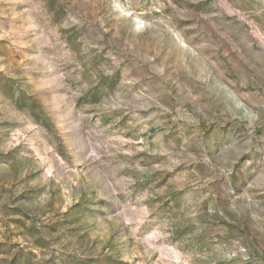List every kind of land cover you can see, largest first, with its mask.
I'll return each mask as SVG.
<instances>
[{"label":"rangeland","instance_id":"rangeland-1","mask_svg":"<svg viewBox=\"0 0 264 264\" xmlns=\"http://www.w3.org/2000/svg\"><path fill=\"white\" fill-rule=\"evenodd\" d=\"M0 264H264V0H0Z\"/></svg>","mask_w":264,"mask_h":264}]
</instances>
